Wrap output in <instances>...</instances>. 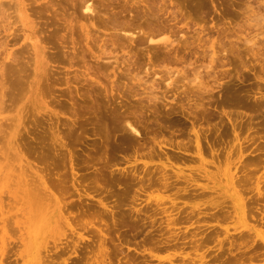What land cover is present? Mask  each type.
Wrapping results in <instances>:
<instances>
[{"label":"bare ground","instance_id":"1","mask_svg":"<svg viewBox=\"0 0 264 264\" xmlns=\"http://www.w3.org/2000/svg\"><path fill=\"white\" fill-rule=\"evenodd\" d=\"M31 1L30 3L34 5L38 0ZM75 1L73 0V2ZM95 1L77 0L73 5L78 11H84L82 17L80 16L81 19L86 18L90 26L94 28L93 31L87 25L83 27L86 37L97 35L101 26L102 28L104 26L103 31H111L104 38L98 34L102 37L99 41L94 36V40H97L98 44L102 42L100 44L102 53L95 56L98 64L106 60L109 62L102 65L112 66L121 59L118 63L126 62L125 66L127 67H124L126 69H123L122 72L127 70L126 73H129L131 68H134L139 62L138 59L133 60L139 52L137 51L133 56L131 53H134V50L130 53L131 49L142 50L149 60L144 69L153 79L152 88L155 87L145 96L148 100L147 104L145 103L146 106L148 108L153 106V110L156 111L159 107H167L168 113L179 115L185 120L183 124L189 123L190 126L186 125L185 130L174 135H166L161 127L157 128L155 135L153 134L155 136L154 143L150 145L149 141L143 137V132L136 126L137 123L134 122L136 125L133 123L130 114L122 115L118 127L126 144L122 152L129 154L131 150L137 153V156L157 158L162 163L154 166H149L146 163L135 164L132 167L117 168L118 170L110 169L108 185L110 186L109 183L116 180L114 174L117 172L116 174L120 173L122 176V178L117 177V182L124 184V190L116 193L112 189L106 191H102L103 188L97 189L95 191L97 196H94L96 200L92 203L94 213L91 214L90 220L77 223V227L74 228L72 222H75V218L69 211L62 181H52L47 177V174H43L44 169L29 170L30 164L19 141L14 137L21 135V128H25V119L32 117L34 122L37 120L40 122L42 118L47 123V127L41 135L40 141L43 146L45 144V150L47 149L49 152V155L48 152L43 153L44 156H50L52 153L55 157L54 154L64 151L66 143L60 126L67 127L69 124L67 121H61V114L49 106L53 104L51 102L55 97L51 96L52 92L48 93L47 81L51 75H60L61 72L57 73L53 69H58L62 58L68 63L64 67L72 69L77 63H80L76 58L80 59L83 54H80L81 50L77 46L78 42L76 43L73 39V34L64 38L65 41L59 42L63 45V49H68L67 51L57 50L52 53L51 50L56 48L54 41L57 31H53L54 33L47 36L44 35L46 31L44 32L43 26L41 27L33 17L37 13L34 15L31 14L34 10L30 12L28 10V8H33L31 5L26 8L23 4L24 0L10 1L11 3L8 1L9 6L6 10L10 11L5 15L8 17L7 20L11 21L7 26L1 24L6 23L3 21L5 15L3 16L2 12L0 15L3 16L0 20V32L2 29L6 32L0 38V133L3 132L1 133L4 134L3 137L13 144V146L11 145L13 147L11 156L13 154L14 157L16 156V161H14L17 164L13 161L15 165H12V162L9 163L14 167V170L11 168L12 172L16 171L17 174L10 175L11 171L7 169L9 171L7 174L10 176L3 175L4 178L1 181L4 179L6 183L10 180L15 183L17 181L16 184L12 182L13 185L12 183L10 185H17L16 187L21 192L8 185L9 182L6 184L7 187H11L6 190V193L12 194L13 198H18L15 201L10 197L11 199H8L10 203L6 206L9 204L11 206H8L9 209L6 210L4 202L8 197L6 198L5 190H3L6 185L0 183V264H3L2 261L8 253L6 246L11 244L6 230L9 219H15V223L22 225H19L21 234L20 241H18L21 245L17 242L14 247L18 248L16 252L18 251L21 259H26L28 264L49 262L48 259L52 257V254L50 255L52 248L48 247L50 241H48L47 235L52 231L59 232L61 227L68 228L66 232L69 231V234H63L66 235L64 238L66 241L63 242L59 238L58 241H62V243L54 242L53 247L58 249L65 244L64 250L69 246L72 247L74 253L80 250V256L78 259L75 258L73 264H85V262L87 264H111L107 261L109 258L107 221H114L113 224H116L119 216L123 220L126 219L124 216L127 210L123 207L128 194V186L146 183L156 185L164 192H175V198L187 201L202 197L216 199V202L209 207H204V203L185 206L186 202L183 200L181 202L174 201L170 196L168 197L169 203L165 200L163 202L157 200L156 206L167 203L169 206L161 210L168 213L165 219L161 218L162 221H160V225L165 222V231L163 232V229L160 228L148 234L145 233V240L149 244L159 249L161 247L165 249L181 248L187 245L196 248L199 246L197 248L199 250L203 248L204 243L214 237H212L213 233H216V237L226 235V239L231 238L229 244L234 248L227 251L222 248L205 250L191 258V262L194 264L196 262L215 264L216 261L222 259V263L220 261L218 263L244 264L246 260L252 258L250 251L242 250V247L249 245L246 236L252 234L255 237L259 236L264 244V234H261L256 226H249L245 222L246 215H252L256 204H259L264 196L262 194L264 188V127H262L264 126V0H234L235 10H231L228 6L224 8L218 23H214L212 27L182 24V20L178 18L182 14L181 7L177 1L173 0H125L126 7L130 5L131 10H137L135 12L137 18L133 16L132 21L135 18L138 19L136 20L138 23L129 22L131 18L126 22L124 20L118 22L120 15L117 14L122 12H115V8L110 6V0H97V3ZM223 2L228 4L229 0H223ZM1 3L0 10H2L1 7L7 8L6 3ZM131 10H129L130 13L134 11ZM216 10L218 11L217 8ZM79 18L78 21H81ZM140 19L145 23L144 25H138L141 23ZM221 20L231 22L226 24ZM81 26H83L82 23ZM92 36L89 39H92ZM121 39L127 40L128 46L120 45L124 41L116 44V41ZM89 42L86 45L91 49ZM92 44H95V41ZM80 47L82 46L80 45ZM118 47L122 51L121 55H119ZM102 54L109 56L105 57ZM57 62L58 64H55ZM83 66H77L72 72H65V76L73 73V78L77 80H73V82L71 78L65 80L70 85L68 92L71 95V84L75 81L82 82L81 77L85 80L84 82L89 83V88H95L102 84L97 73H94L96 71L90 69L87 64L86 68ZM116 68L120 69V66L117 65ZM90 70H93V73ZM134 75L138 76V74ZM158 76L160 81L165 83V88L160 92H155V89L157 90L161 85L159 80L156 83ZM137 95H132V97ZM57 104L60 105V102ZM135 104L139 107L138 110L145 105L144 100L141 99ZM135 104L133 103L136 107ZM38 107H42V109L37 110ZM133 109L135 110L134 107L132 111ZM43 113L46 117L43 116ZM213 121L215 123H212ZM1 149L0 154L2 153ZM116 151H113L114 156L111 159L106 160V164L110 167H114L120 162L116 161ZM4 152L7 157L10 156L9 150ZM3 153L2 155H4ZM2 155H0L1 159ZM50 157V159L54 158ZM1 159L0 162L6 160ZM130 159L131 157L129 159L125 157L126 161ZM3 162L0 165V176L6 171H2V166L4 169L9 166V164L4 165ZM141 174H143L142 177H140ZM211 175H216L218 180L210 181ZM114 186L112 188L117 190ZM3 193L4 195H2ZM20 195L22 197H19ZM2 196L5 198L3 199ZM220 199L222 200L220 201ZM139 205L134 207L137 215L147 208L146 206L139 207ZM148 205H151V202ZM14 209L21 212L20 217L17 213L9 216V213ZM203 210L208 212L211 219L215 220L219 215L227 220L234 211L241 218L242 228L245 230L237 234H229V227L220 231L214 226H197L193 229H188L187 225L174 227L180 223L191 221V217L195 213H201ZM38 211L44 218L50 213L52 214L45 219L42 226L37 227L33 223L36 222L34 221V212L38 213ZM108 218L110 220H107ZM144 219L146 218H142V220ZM255 221L258 222V226H264V217L258 216V220ZM135 225L137 226V224ZM43 227L45 228L44 234L36 235ZM253 241L256 240L253 239ZM22 246L27 249L26 255L19 252ZM77 247H79L78 251ZM192 247L190 249H193ZM70 249L67 252H71ZM2 255L4 256L2 257ZM176 258H168L169 262L159 260L157 264H174ZM177 260L182 261L183 259Z\"/></svg>","mask_w":264,"mask_h":264},{"label":"rangeland","instance_id":"2","mask_svg":"<svg viewBox=\"0 0 264 264\" xmlns=\"http://www.w3.org/2000/svg\"><path fill=\"white\" fill-rule=\"evenodd\" d=\"M8 1L9 3H11L13 1L15 2L16 0H0V4H2L1 2H3V4L6 3L5 6H7V8L1 7L2 10H0V15L3 14L4 16L5 14L9 13L10 10H6L8 9L9 6ZM98 1L96 0L95 3H97ZM110 1H111L110 6L115 8L114 9V11L116 10L115 12L117 13L118 11L120 13L122 12L121 14L116 13L117 15H120L118 22H122V20L126 22V20L131 18L129 19L130 21L128 20L129 22L138 23V21H136L138 19L133 18L134 20L132 21V17L133 16L136 17L135 14L137 13L135 12L137 10L135 9H133L134 11L131 10L132 7L130 5L126 7L125 6L126 4H124L126 3L125 0H110ZM173 1L174 2L177 1L179 7H181V11H182L181 15L183 16L179 15L178 18L182 20V24L189 23L190 25L195 24L196 26L205 25L208 27H212L214 23L216 24L218 23V20L221 18V15L223 14L224 8L228 6L231 10L233 11L235 10V6L233 5V3L235 2L234 0H229L228 4H225L223 0H173ZM30 2L32 1L24 0L23 4L25 5L26 8L31 6L34 8V9L28 8V10L29 12L31 10H34L33 12H31V14L35 15L37 13L33 17H35L36 21H38L37 23H40L41 27L43 26L42 28H44V32L46 31L44 35L47 36L48 34L57 31L56 32L57 37L55 38L56 40L54 41L56 48L52 49L51 52L55 53L57 50L61 52L67 51L68 49H63V45H61L59 42L65 41L64 38L66 39L68 35L73 34V39L75 40L76 43L78 42L77 46H79L78 48H80L81 50L80 54L81 55L83 54L82 55L83 57L79 55L81 58L80 59L76 58L77 61H79L80 63H77L76 66L73 67L72 69H69L68 67H64L67 66L68 63L67 60L62 58L63 59L61 61L62 63L58 65V69L57 68L53 69L57 73L61 72L60 75L59 74H57L56 76L51 75L49 77V80L47 81L48 93L52 92L51 96L55 97L51 102L53 104L50 105L48 103L47 104L50 107H53L56 111H58L61 114L60 115L61 121H67L68 124L70 125L69 128H68L69 125L67 127L60 126L62 134L64 135V142L66 143V147L63 148L64 151L62 150L63 152L62 151L61 152L64 153L65 155L62 156L61 155L62 153L54 154L55 155L54 157L51 153L50 156L54 157L52 159H50L51 157L48 156L49 152L47 151V149L45 150V144L43 146V143L40 141L41 135H43V132L45 131V127H47V123L44 120H42V118L40 122L38 120L34 122L32 117L25 119L24 121L25 128H21V135L20 136L16 135L14 138L19 141L21 149H23V152L25 153V157L30 164V166L28 167L29 170L44 169L45 171L43 172V174H47V177H49L52 181L54 180L57 182L62 181V188L65 191V198L67 199L68 202L67 205L69 206V211L71 212V215L74 216L75 218V222H72V225L75 228L77 223H83L89 221L91 218V214L94 213V210L92 208V203L95 202L96 200L94 199V196H97L95 192L97 189L101 190L103 188L102 191L112 189L116 193H118V191L121 192L124 190V186H123L124 184L122 182H117V179L119 177L122 178L120 173L116 174L117 172L114 174V176L116 175L115 176L116 180L110 182L109 183L110 186L108 185V180L110 181L108 177L110 175L109 172H111L110 169L118 170L123 167H132L135 164L143 165L144 163H146L149 166H154L162 163V161L158 160L157 158L151 159L148 156H143V157L137 156L138 154L134 153L131 150L129 151V154L122 152V149L126 147V144L123 140L124 136L118 128L120 125L119 121L122 115L130 114L129 116L133 120V123L134 122L137 123V125L135 123L134 124L143 132L142 133L143 137L147 141H149L150 145H153L154 143L153 138L155 137L154 136L156 132L155 129L157 128L159 129L161 127V129L164 131V134L174 135L182 130H185L186 129L185 126L186 125L190 126V124L189 123L183 124L185 120L181 118L179 115L168 113L167 107L166 108L159 107L158 110L156 111L153 110L154 109L153 106L152 108L151 107L148 108L146 106L148 100L146 99L145 96H147V93H150L151 90L155 87L152 88L153 85L151 82L153 79L144 69L145 64L149 63V60L142 52V50L139 51L138 48L131 49L130 53L134 50V53H131L132 55L133 54L135 55L137 51L139 52L137 53V56L135 55L134 57L135 59L133 58V60L138 59L139 62L138 63L136 62L137 65H135L134 68L132 67L131 72L128 71L129 73H126L127 70L126 72H122L124 67H126L125 66L126 62L125 63L121 62V64H119L118 62H120L121 59L117 61L118 64L117 63L112 64V66L111 65L108 66L109 64L107 66L105 65L103 66L102 64L109 62L106 60H103L101 64H98L97 60L95 59V56H98V54L102 53V51L100 50V44H102V42L101 43L99 42L98 44V41L101 40L102 37L104 38L106 34H108V32L111 31L110 30L103 31L102 29L104 28V26L103 28L101 26L100 32L98 31L97 35L96 34L94 35L96 37L95 39L98 38V41L94 40V36L92 35L91 36L93 37L92 38L93 40L89 39V37H91L90 35L86 37L85 29L83 27L87 25L91 29L92 26H90L86 18L81 19L82 17L81 15L82 13H84V11L83 12L80 10L78 11L77 9L74 8L75 6L73 4L77 2V0L75 2H73V0H38L36 3H34V5L31 4ZM216 8L218 9V11L216 10ZM129 10L133 11L131 12L132 14L130 13ZM3 11H6L7 13L5 12L3 13ZM126 13L128 14L125 15ZM3 16L2 17L0 16V20H2L1 18H3ZM4 17L6 19L4 18L5 20L3 19V21H5L6 23L4 22L5 24L3 23L1 24L3 26L4 25L7 26L11 20H7L8 18L7 15H5ZM78 18L81 21H78ZM141 21L142 20L140 19L139 22ZM221 21H225V20H221ZM225 22L227 24L231 21H225ZM81 23L83 26H81ZM144 24L145 23L141 22L138 25H144ZM92 29L94 31V28ZM2 31L3 29L0 32V38L6 34V32L4 31L2 32ZM98 34L101 35L102 37L98 36ZM94 41L96 45L92 44V42L94 43ZM120 41L123 42L124 39L123 40L121 39L118 42L116 41V44L121 43ZM87 42H89L91 49L87 47L86 45ZM124 42H123L124 44L121 43L120 45H125L127 40H125ZM128 44L126 45L128 46ZM80 45L83 48L80 47ZM120 45L118 46L120 47ZM119 47H118V51L120 52L119 55H121L122 51H120ZM102 55L105 57L109 56L106 54H102ZM111 62L113 63V60H111ZM55 64H58V62ZM86 64L90 67V69L96 71L94 73H97L98 75L97 77L102 82L101 85L99 84L95 86V88H91V87L89 88L88 86L89 83L84 82L85 80H83L82 77L80 78L82 82H76L77 80L72 76L73 73L68 76H65L66 71L72 72L74 71V69L77 68V66L80 65L81 67L84 65L83 68H86L85 66ZM117 65L120 66V69L116 68ZM93 70L90 71L93 73ZM134 74H138V76L136 75L137 77H135ZM66 78H71L72 82L73 80H76L73 84H71L72 95L69 94L68 92L70 89L68 87H70V85L66 83L65 81ZM156 80H157L156 83H158L159 80V84L161 85L160 86L158 85L159 88L157 90L155 89V92L157 91L160 92L164 90L165 83L160 81L159 76L156 77ZM131 94L132 95L138 94V95L132 97ZM139 99L144 100V104L146 103L145 105L143 104L144 107L142 109H139L140 112L138 110L139 107H137V105L135 104V102L138 101ZM59 102L60 105L57 104ZM133 103L136 105V107L133 105ZM132 106L135 108V110L133 109L134 112L132 111L133 108ZM41 109L42 107H38L37 110H41ZM38 115L40 117V113ZM43 116L46 117L44 113ZM212 123H215V121H213ZM3 135L4 134L0 135V137L2 136L0 138V149L2 148L1 149L2 153L4 151L9 150L10 151L9 154L11 156V154L13 153V147H12L13 144L8 142L7 138L6 137L4 138ZM48 139L49 138L47 137V140ZM113 151L114 152L116 151V156H115L117 158L116 161L117 162L120 161L119 162L120 164L118 163V165L114 167H110L108 164H106L107 162L106 160L111 159L112 156H114ZM47 152H48L47 155L48 157L44 156V154H46ZM2 153L0 155H2ZM13 155L11 156V158L8 155V157L10 158V160L8 161L7 159L9 158L6 156V154L2 155L1 157H3L4 159H6L7 157V159L5 160L7 162L5 164V161L3 162L2 160L3 158L2 159L0 158L2 160L1 162H3V164L6 166L8 164L9 166L17 164L15 162L16 156L14 157ZM134 156H137V158H134ZM125 157L128 159L129 157H131V159L129 161H126ZM12 161L15 164H13ZM9 162L10 163L12 162L11 163L12 165ZM2 167H3L2 171L4 170L6 171H4L1 174L0 183L1 185H6L9 182L8 185H10L13 182V180L9 179L10 181H8L7 179L8 181L7 183L4 181L5 179L1 181V179L4 178L3 175L5 176L7 175V177H9L10 175H14V173L16 175L17 172L16 171L12 172V170H14L13 166L9 168L5 167L6 169H4V166ZM7 169H10L11 171V173H9L10 175L7 174V172H9ZM142 176L143 174H141L140 177ZM216 179L218 180L216 175L213 176L211 175L210 181L213 182ZM13 183L16 184L17 181L16 183L15 182ZM111 184L113 186L115 185L114 188H117V190L116 189L114 190ZM8 185L3 187V190H5L4 193L7 192L6 190L11 189V187L10 188L7 187ZM16 186H12V187L17 188ZM128 187H129L128 188L129 192L127 190L128 194L126 195L125 205L123 207V209H126L128 212V214L126 212L127 217L126 215L124 216V218L126 219L123 220L118 215L119 218L121 219L118 218V222H116V224H113L114 221L113 222L107 221L109 226V228L107 229V231H109L107 232L109 234L107 235L108 236L107 247L109 254L108 256L109 258L107 259V261H109L111 264H126V263L127 264H157L159 263V260L169 262L168 258L175 259V257L177 258L176 260H174V264H194L193 262H191V258H193L196 254L203 253L205 250H215L217 248H222V250L227 251L230 248H234L231 247L229 244L231 238L226 239V235H220L216 237V233L212 234V237L213 236L214 237L211 238L209 242H206L202 245L203 247L201 248L202 250L197 249L199 248V246L196 248L192 246L189 247L188 245L186 247H181V248L165 249L161 247L159 249L156 246L149 244L145 240L146 239L145 233L148 234L149 232L159 230L160 228L163 229V232L165 231L164 226L166 224L165 222H163V224L160 225V221L164 220L165 216L168 214L161 211L162 208L169 207L168 197L170 196L171 199L177 202H181L183 199L175 198L176 197V195L174 194L175 192L173 193L164 192L163 189L159 188L156 185H150V183H146L143 185L131 184ZM18 189L19 188H17L16 190L19 191ZM4 193L2 195H4ZM262 194H264V188L262 189ZM5 196L6 198L8 197L7 199H5L6 202V203L4 202L5 206L8 203H10L8 202V199L10 200L12 198L15 201L18 200V198H13L12 194L6 193ZM5 196H2L3 199L5 198ZM19 197H22V195H20ZM263 197L259 202V204H256V207L252 215L250 214L246 215V221H245L248 223L249 226H256L257 230L261 234H264V226H258L257 225L258 222H256L255 220H258V216L264 217ZM157 200L158 201L162 200V202L165 200L168 203L166 205L156 206L158 203ZM221 200L222 199H220V201ZM183 201L186 202L184 203L185 206H193L198 203L199 204L204 203L205 204L204 207H209L212 206L214 202H216V199L214 200L212 197H202L201 199H192L188 201L187 200H183ZM11 202L14 201L11 200ZM150 202L151 205H148ZM12 205L15 206V204ZM136 205H139V207L146 206L147 208H144L146 210L140 212L137 215L134 208ZM8 206L10 207L11 205L9 204ZM8 206H6L5 208L6 210L9 209ZM16 213L19 214L18 215L19 217L21 216L20 215L21 212L16 211L15 209L9 213V216L11 217V215ZM50 214L44 218L42 217V215H40L39 211L38 213L34 212L35 215L34 221L36 222L34 223L32 222V223L35 224L37 227L42 226L45 219L48 218ZM189 216L191 217L192 215L190 214ZM217 217H218L217 220L211 219L208 212H205V210H203L201 213H195L191 217V221L187 223H180L174 227L187 225L188 229H193L194 227L197 226H204V227L214 226L219 231L221 229L229 227L230 228L229 234H237L245 230V228H242L243 222L241 218L238 217L234 211L230 215V218L228 217L227 220H224V218L221 215ZM142 218H146V219L142 220ZM161 218L163 219L161 220ZM107 220L110 219L108 218ZM135 224H137V226ZM19 225L22 226L21 224L15 223V219L14 220L9 219L7 221V227H6L7 236L9 237V242H11V244L6 246V248L8 247L7 248L8 253L6 254V257H4L5 259L2 258L5 254L2 255L1 257L3 259L2 261L3 264H28V261L26 259L22 260L21 255L18 254V251L16 252L18 248L14 247L15 244L18 241H20L21 232L19 231ZM66 229L68 228L61 227V230L59 232L52 231L47 235V239L48 241H50L48 247L50 246L49 249L52 248L50 252V255L52 254V257L48 259L49 262L46 264H73L75 262L74 261L75 258L76 259L79 258L80 256L79 247L81 249L82 248L81 245L76 248V250L77 249L79 250V251L77 250L78 252L76 253L73 252L74 250L72 249L71 246L65 248L64 250L63 247H66L65 244L60 246L58 249H54L53 247L54 242L62 243V241H58L59 238L63 240V242L66 241V239L64 238L67 234H69V231L66 232ZM44 232H45V228L43 227L41 231L36 235H42L44 234ZM246 237L249 242L248 243L249 245L247 247H242V250H244L245 252L250 251L252 258L246 260L244 264H264V244L261 241L260 237L259 236L255 237L253 234L251 236L247 235ZM253 239H255L257 242L256 241L254 242ZM18 243L19 245H21L20 242ZM191 247L193 249H190ZM69 248H71L70 249L71 252L69 251L67 252ZM25 249L26 247L22 246L20 247L19 252H22L23 255H26L27 249L26 250ZM4 252L6 253V250ZM55 252L57 253V255ZM180 258H182L183 260L182 261L177 260ZM218 261L221 262L222 259ZM218 261H216L215 264L222 263V262L218 263ZM200 263L201 262H196L195 264H200ZM85 264L87 263L85 262Z\"/></svg>","mask_w":264,"mask_h":264}]
</instances>
